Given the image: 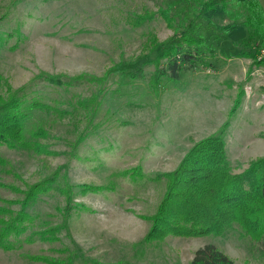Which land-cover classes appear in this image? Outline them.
Returning <instances> with one entry per match:
<instances>
[{"label": "rangeland", "instance_id": "obj_1", "mask_svg": "<svg viewBox=\"0 0 264 264\" xmlns=\"http://www.w3.org/2000/svg\"><path fill=\"white\" fill-rule=\"evenodd\" d=\"M198 2L205 0H0V34L5 40L0 47L2 100L40 73L101 78L112 66L133 62L145 52L149 34L162 42L190 23L199 24L194 38L205 42L209 63L207 68L183 70L179 80L165 83L157 96L148 83L152 66L144 68V79L109 75L102 87L84 84L63 90L33 84L28 97L49 105L50 110L35 111L32 127L46 133L38 142L53 154L0 147L6 161L0 167L2 184L24 191L58 174L57 184L27 208L38 218L33 231L62 222L57 209L65 206V199L58 188L65 179L73 186L113 190L83 194L74 189L73 202L88 211L72 212L68 232L58 235L60 241L24 244L11 252L0 250V264H43L27 259L36 255L70 264H189L194 252L208 244L234 264H264V242L252 241L236 228L224 237L142 242L149 222L138 215L155 212L165 183L133 181L125 172L137 166L149 177L170 172L196 141L216 133L227 120L237 91L248 85L246 80L240 82L247 65L242 69L238 59L230 60L240 52L254 53L253 45L260 44L253 32L252 47L238 44L249 29L242 25L247 13L236 9L233 0H214L225 5V11L210 10L195 21ZM160 11L167 12L171 26L159 17L134 27L138 15ZM232 23L235 26L230 29ZM262 50L255 54V62L261 61ZM89 101L96 102L91 116L82 106ZM251 107L240 106L225 138L234 174L249 159L262 155H254L255 145L250 148L248 141L264 136V116L260 115L264 107ZM21 199L22 194L0 188V207L2 200ZM9 209L16 212L20 206Z\"/></svg>", "mask_w": 264, "mask_h": 264}, {"label": "trees", "instance_id": "obj_2", "mask_svg": "<svg viewBox=\"0 0 264 264\" xmlns=\"http://www.w3.org/2000/svg\"><path fill=\"white\" fill-rule=\"evenodd\" d=\"M19 1V0H15ZM222 2V0H220ZM219 3V2H218ZM235 8H243L247 13L243 26L248 30V35L238 44L252 47L255 36L260 39V44H254L255 52H241L236 58L253 60V66H264V59L255 62V54L264 48V10L258 0H233ZM195 11V21L210 10L225 11V5H218L214 0L198 2ZM162 18L168 26L172 21L167 17V12L160 11L156 15L145 13L135 17L134 27L143 22H151ZM238 16L234 20H237ZM199 24H188L181 30H175L171 37L165 41H158L154 34H149L145 52L133 62H119L107 71L106 75L96 78L87 75L66 77L40 73L26 85L14 92H10L4 100L0 98V147L10 150H23L33 154L52 155L45 146L38 142L46 133L42 129L34 130L32 117L35 111L46 112L49 105L29 98L27 91L35 83H43L50 87L68 90L74 86L96 85L102 87L109 75H126L131 80L145 78L144 68L152 66L154 71L149 75V86L157 96L163 91L165 83L177 82L183 70L207 68L205 42L194 38ZM237 25V24H236ZM226 26L224 29H232ZM8 39L12 35L6 36ZM17 37V41L20 40ZM0 34V47L4 42ZM12 50L16 47H12ZM244 90L240 88L234 104L227 114V120L218 131L199 141H196L183 155L174 170L157 174L153 177L146 176L141 166L125 172L133 181L148 180L150 182H164V193L151 216L138 215L140 219L149 222L148 230L142 239L145 244L162 242L168 237L197 239L209 236L224 237L234 228L252 241L264 242V157L252 160L241 173L234 174L226 154L225 137L227 130L240 108ZM95 98H97L95 96ZM97 101V100H96ZM95 101L85 102L82 106L86 115L91 116L95 110ZM52 112L58 114V112ZM51 113V112H50ZM6 161L0 156V167H5ZM58 174H53L39 181L24 191L0 183V188H6L13 193L22 194L21 200H2L0 207V250L11 252L19 250L24 244L55 243L60 241L58 235L61 231L68 232L72 212L76 209L88 211L83 204L73 202L74 189L81 193H99L113 190V187L93 185H70L65 179L58 188L64 196L65 206L57 209L62 222L38 231H33L37 217L27 212L40 196L46 195L57 184ZM17 204L20 209L16 212L9 209ZM35 263L43 264H70L44 256H27ZM100 264V263H94ZM189 264H234L233 261L214 245L208 244L197 249Z\"/></svg>", "mask_w": 264, "mask_h": 264}, {"label": "crops", "instance_id": "obj_3", "mask_svg": "<svg viewBox=\"0 0 264 264\" xmlns=\"http://www.w3.org/2000/svg\"><path fill=\"white\" fill-rule=\"evenodd\" d=\"M259 2H261V6L264 9V0H260ZM237 59L239 60V66L242 69H244V66L245 65H247V68H248V71L247 72H246V70L244 71V73L242 75L243 78L240 80V82L246 80V82H247L246 84L250 85L252 87V90H253V94L250 97L247 98L246 97L245 90H244V87L243 86L241 87L244 90V97L242 98V101H241V105L240 106L243 108L247 104H250L252 106L251 108L253 109V105H256V101H258V99H259V92H261L262 90L264 91V67L263 66H261V67L252 66L251 65V59H247V58H236L235 57V58L231 59L230 62L231 61H235ZM255 72H259L260 76H255ZM241 73H242V71H241ZM246 73H248V76L246 75ZM237 93H238V91H237ZM256 96L258 97L257 100H256ZM236 97H237V94L235 95L234 100H235ZM263 110H264V108H263ZM260 115L261 116H264V111L260 112ZM237 118H238V116L235 117V119L233 120L232 125L230 127H232L234 125V122L237 120ZM228 129H230V128H228ZM227 135H228V132H227L226 136ZM241 140L243 141V138H241ZM248 142L250 144V148H251L252 145H255V151L253 153L254 155H256V154H262V155L261 156H258V157H254L252 159H249L247 161V163H246V166L244 168H242V170L240 171V173L247 168L248 164L252 160H255V159L260 158V157H264V136L263 137H251ZM245 150L247 151L248 150V147H246ZM242 155H244V154L241 153V156Z\"/></svg>", "mask_w": 264, "mask_h": 264}, {"label": "built area", "instance_id": "obj_4", "mask_svg": "<svg viewBox=\"0 0 264 264\" xmlns=\"http://www.w3.org/2000/svg\"><path fill=\"white\" fill-rule=\"evenodd\" d=\"M264 59V50H262L261 55L258 60H263ZM255 76H260L259 72H255ZM246 97H250L253 94L252 87L250 85H247L244 87ZM256 105L258 107H264V91L260 93L259 99L256 102Z\"/></svg>", "mask_w": 264, "mask_h": 264}]
</instances>
